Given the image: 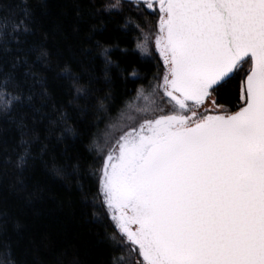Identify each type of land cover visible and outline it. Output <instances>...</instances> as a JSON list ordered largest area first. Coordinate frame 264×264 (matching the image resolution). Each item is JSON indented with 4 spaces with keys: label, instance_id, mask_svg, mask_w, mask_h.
I'll list each match as a JSON object with an SVG mask.
<instances>
[{
    "label": "snow or ice",
    "instance_id": "snow-or-ice-1",
    "mask_svg": "<svg viewBox=\"0 0 264 264\" xmlns=\"http://www.w3.org/2000/svg\"><path fill=\"white\" fill-rule=\"evenodd\" d=\"M49 15L48 0H0V250L41 264L34 239L15 255L19 210L38 215L49 181L70 180L99 229L91 264H264V0Z\"/></svg>",
    "mask_w": 264,
    "mask_h": 264
},
{
    "label": "trees",
    "instance_id": "trees-1",
    "mask_svg": "<svg viewBox=\"0 0 264 264\" xmlns=\"http://www.w3.org/2000/svg\"><path fill=\"white\" fill-rule=\"evenodd\" d=\"M64 3L65 0H48L50 15L45 27L52 28L65 20L61 15ZM108 31L110 34H118L114 22L108 24ZM120 44L121 47H131L132 38H122ZM114 58L129 67L130 61L136 62L131 55L122 58L119 51L114 52ZM9 142L12 143L11 139ZM78 151L88 155L86 145H79ZM36 179L43 181L44 176L41 172H37ZM49 187L50 198L38 206V215L31 209L19 210L20 222L24 225V229L19 243H16V237L13 235L15 255L19 258L29 240L34 239L41 249L39 254L41 264H50V256L45 253L51 251L60 254L65 250L72 255L78 253L83 264L98 262L101 256V250L96 246L99 229L90 222L89 216L85 215L88 210L84 208L79 193L71 186L70 180L49 181ZM0 264H13L10 256L3 250H0Z\"/></svg>",
    "mask_w": 264,
    "mask_h": 264
},
{
    "label": "flooded vegetation",
    "instance_id": "flooded-vegetation-1",
    "mask_svg": "<svg viewBox=\"0 0 264 264\" xmlns=\"http://www.w3.org/2000/svg\"><path fill=\"white\" fill-rule=\"evenodd\" d=\"M160 64H161V66H162V61H160Z\"/></svg>",
    "mask_w": 264,
    "mask_h": 264
},
{
    "label": "rangeland",
    "instance_id": "rangeland-1",
    "mask_svg": "<svg viewBox=\"0 0 264 264\" xmlns=\"http://www.w3.org/2000/svg\"><path fill=\"white\" fill-rule=\"evenodd\" d=\"M158 55V54H157Z\"/></svg>",
    "mask_w": 264,
    "mask_h": 264
}]
</instances>
